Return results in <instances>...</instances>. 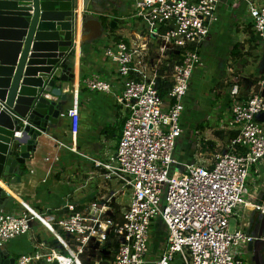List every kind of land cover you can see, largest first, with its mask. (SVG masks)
<instances>
[{
	"label": "built area",
	"instance_id": "2783aa9c",
	"mask_svg": "<svg viewBox=\"0 0 264 264\" xmlns=\"http://www.w3.org/2000/svg\"><path fill=\"white\" fill-rule=\"evenodd\" d=\"M221 1L134 0L132 17L143 24L133 31V40L118 39L109 27L103 33L96 44L104 48L103 58L116 64L119 84L94 70L81 82L91 91L112 95L125 111V123L114 154L105 160L88 158L104 180H116L130 191L129 204L114 218L119 190L82 205L68 198L54 223L27 202L17 211L0 207V247L28 234L35 220L59 245L53 249L38 241L36 250L20 255L16 264H84L82 256L91 244L103 246L110 239L117 242L112 264H148L157 219L168 235L153 264H244L242 249L257 236L232 228L231 220L248 208L264 215V201L252 199L256 189L249 182L253 169L264 162V68L248 88L238 77L226 82L229 124L236 133L226 150L188 163L175 156L186 133L184 98L194 73L204 68L201 46L220 20ZM236 1L247 7L255 43L264 50V3ZM162 69L171 71L166 97L160 93V81L166 79ZM66 115L76 135L78 90ZM179 164L182 170L177 172Z\"/></svg>",
	"mask_w": 264,
	"mask_h": 264
},
{
	"label": "crops",
	"instance_id": "0c3cea01",
	"mask_svg": "<svg viewBox=\"0 0 264 264\" xmlns=\"http://www.w3.org/2000/svg\"><path fill=\"white\" fill-rule=\"evenodd\" d=\"M252 1L256 4L264 3V0ZM231 3L232 0L221 1L220 20L213 27L205 42L211 41L217 32L220 33L223 30V33L218 39L217 50L222 54L221 56L225 57V60H228V64L232 65L234 70L233 78L238 77L244 83L245 87L248 88L255 82L264 68V50L255 43V36L246 17H244L246 22L242 27L240 24L233 25V21H237L242 15L247 14V7L242 3L235 12V10L229 9V7L232 8ZM133 4L134 0L128 1V4H125L122 11H118L115 7L114 16H111L109 13H97L94 11L95 13L92 14L90 12L88 18L90 20L98 19L102 23L103 33L108 30L106 21L111 22L112 20H116L117 25L115 27L116 29L112 28L113 33L118 39H124L129 43L133 40V31L140 29L134 23L130 22L131 18L134 19L132 17ZM127 10L131 12L130 15L126 13ZM105 26L106 28L104 29ZM96 27L97 25L92 23L89 25V29H92V32L97 34ZM226 30H228L229 35L222 36ZM246 31L251 35L252 45L249 44V46L244 48L242 45L244 41L240 38L243 37L242 35ZM221 36L222 38L226 37L228 42L221 45ZM100 39L101 36L94 40V43L92 42L93 44L88 43L86 40L82 46L80 44L79 46L76 45V55L71 57L74 80L70 84L66 98L64 100L59 99L57 102V106L61 110L59 123L57 125H51L47 133L38 138L35 151L31 153L30 158L24 164L20 165V169L23 172L20 180L10 185H7L5 181H0V185L8 193V198L3 208L9 209L10 211H17L21 209V202H27L30 206L44 214L48 221L54 223L65 212L63 205L68 198L82 205L119 190L116 186L121 185L116 180L109 182L104 180L100 170L94 168L92 161L88 158L92 157L105 160L109 155L115 153L118 144H116L115 148L111 147V140L116 139L114 136L111 137L106 129L110 126L115 127L117 120L125 117V111L117 105L112 95L110 97V95L104 93L91 91L81 82L83 75L86 76L91 70H94L100 73L102 77L111 79L116 86L119 84L116 64L112 60H105L103 58V52L101 55L95 54L96 48L94 47ZM235 45H238L240 50L243 49V51L241 50L242 55L239 58L231 56V51ZM259 59L260 62L258 61ZM258 62L260 63L259 67L254 69L253 74H248L249 76L245 77V74L242 73L244 66L248 63L257 64ZM199 69L200 74H203L202 70L204 68ZM170 72L169 69L166 72L162 69V73L165 74L166 79L171 82ZM197 72L198 69L193 75L194 81L198 80L199 75ZM75 90H78L79 94L81 118L80 129L76 135H73L71 132V121L66 115V112L72 106ZM225 96L228 97L227 87ZM185 102L188 110L193 102L192 91L186 97ZM227 104L228 101L224 102L222 108L218 111L216 121L220 124H215L217 127L213 129H217L218 132L227 133L226 137H228V142L223 143L224 149H219L220 137L215 136V138H209L205 136L209 133L210 129H207V126L211 125V123L208 122L205 124V118L199 113L195 119L197 122L196 125H190L192 126V132H188V137H186L185 133L183 135L184 137L178 140L177 148L180 147L178 144H182L181 148L183 150L180 154L176 152V158L179 161L183 163L195 162L201 157L204 159L207 158L212 151L226 150L229 141L235 134V130L228 123L231 122V113ZM187 110L182 120L184 126H186L187 114L190 113ZM60 143L65 146H60ZM56 155H59V161L53 162L46 160L47 157L53 160ZM249 182L250 186L256 189V198L253 195L252 199L259 201L264 195V162L258 164L253 169ZM3 184L8 187V190ZM114 204L116 211L120 212L123 209L117 202ZM239 216L240 219L236 220V228L241 227L250 234L258 235L261 230L260 222L263 215L253 208H248L239 213L235 219L239 218ZM167 235L168 231L166 226L160 219H157L152 232L150 251L147 256L148 264H153V261L162 253ZM22 237L23 239L19 242L13 241L15 239H21ZM15 239L9 241L5 246L9 250L11 257H16V259L22 254L33 253L37 248L38 241L46 243L48 248L57 249L59 247L55 235L37 220L32 222V228L28 234ZM88 250H91V247ZM242 250L244 255L246 253V246ZM91 259L94 260L91 264H102L103 261L104 264H112L113 262L112 260L109 262L105 257H101L98 261H96V258Z\"/></svg>",
	"mask_w": 264,
	"mask_h": 264
},
{
	"label": "water",
	"instance_id": "95a60500",
	"mask_svg": "<svg viewBox=\"0 0 264 264\" xmlns=\"http://www.w3.org/2000/svg\"><path fill=\"white\" fill-rule=\"evenodd\" d=\"M125 1L82 0L79 18V0H0V181L20 180V165L35 151L38 138L59 123L57 102L74 80L71 57L79 30L80 46L103 35L102 23L90 20L89 10L114 16V6L122 11ZM116 25L112 20L111 28ZM7 198L0 185V207ZM260 226L257 239L246 245L256 264H264V215ZM0 264H16L6 246L0 247Z\"/></svg>",
	"mask_w": 264,
	"mask_h": 264
},
{
	"label": "rangeland",
	"instance_id": "374dc122",
	"mask_svg": "<svg viewBox=\"0 0 264 264\" xmlns=\"http://www.w3.org/2000/svg\"><path fill=\"white\" fill-rule=\"evenodd\" d=\"M241 4L242 3L239 1L232 2L231 3L232 8L229 7V9L235 10L236 12V10L241 6ZM126 13L128 15L131 14L129 10H127ZM244 17H246V20H248V17L245 14V15H242L240 18H238L237 21H233V25L235 26V25L240 24L242 27L243 24L246 22L244 20ZM130 22L134 23L136 27H139V28H141V24H143V22L139 20L138 18H134V19L131 18ZM105 28L106 26L104 27V29ZM222 33H223V30L220 33L217 32V34H215L212 37V40L205 42L201 48V55L203 56V63H204L203 65L204 69L202 70L203 74H200V69H198V72H197L199 75L198 80L194 81V78L192 79L191 87H190L188 94L192 91V101L193 102L191 104V107L188 109L190 113L187 114V121H186V126H185L186 137H188L187 135L188 132H192V126L190 125L191 124L196 125L197 122L195 119L197 115L201 113L203 118H205L204 119L205 124H207L208 122L211 123V125L207 126V129L209 128L211 131L209 130V133L205 136H208L209 138H215V136L218 138L220 137L221 141H220L219 149H224L223 143L225 144L226 142H228V137H226L227 133L218 132L217 129L216 130H213V129L214 127H217L215 124L217 125L220 124L218 121H216V116L218 114V111L222 108L223 103L226 101V96H225L226 81L231 80L234 77V70L232 68V65L228 64V60L227 59L225 60L224 59L225 57L221 56L222 54H220L217 50L218 42H219L218 39ZM104 34L107 35V32H105ZM227 34L229 35L228 30H226V32L222 36L227 35ZM222 36L220 38H222ZM242 36L243 37H241L240 39L244 41V43H242L244 48L249 46V44L252 45L251 35L248 31L244 32V35ZM226 42H228V40L226 37H224L222 38L220 43L222 45V44H225ZM94 48H96L95 54L97 55H101L104 50V48L101 47L100 44H96ZM241 50L243 51V49ZM248 59H249V56H248ZM258 61L260 62V59ZM259 62L257 64L248 63L246 64V66H244L242 73L245 74V77L249 76L248 74H253L254 69L259 67V64H260ZM218 85H219V88H218ZM188 94L185 96L184 102L186 101V97L188 96ZM185 106H186V102H185ZM186 110H187V106L185 107L184 114ZM182 120H183V117H182ZM116 132H119L118 127H116ZM116 144H117L116 140L112 139L111 147L115 148ZM178 145L180 147L177 148L176 152L180 154L183 152L181 148L182 144H178ZM181 170L182 168H178L177 166V172H180ZM116 187L117 189H119L118 195L116 197V202L118 205H120V207L125 208V206L129 204L130 191L128 189L122 188L119 185H117ZM237 219H240V216L239 218L231 220L232 228L236 227ZM58 229L60 230L61 233H63L60 228ZM22 239L23 237L21 239H15L13 241L19 242ZM102 245L103 246L99 245V243L98 244L94 243L90 245L91 250H88V253H86L85 256H82V258L85 261V264H91V262H94V260L91 258H96V261L101 259V256L98 253H96L95 250H98V248L105 249L104 246L106 245L105 244H102ZM111 260L113 261V259H108L109 262ZM102 264H104V261ZM175 264H179V260H176Z\"/></svg>",
	"mask_w": 264,
	"mask_h": 264
},
{
	"label": "trees",
	"instance_id": "16d2710c",
	"mask_svg": "<svg viewBox=\"0 0 264 264\" xmlns=\"http://www.w3.org/2000/svg\"><path fill=\"white\" fill-rule=\"evenodd\" d=\"M106 22H107V26L111 30H113L111 28V22H108V20ZM171 54L175 58H178V55L176 53L172 52ZM241 55H242V52H241L239 46L235 45L234 48L231 51V56L234 57V58H239V56H241ZM160 73H162V70L160 71ZM170 85H171V82L169 80H167V79H164V80L160 81V93H161V95L163 97H166ZM124 123H125V117L118 119L117 122H116V126L115 127L114 126H110V127H108V129H106V131L109 132V135H111V137H113V136L115 137V139L117 140V144L119 142ZM116 127H118V131L119 132L115 131ZM235 135H236V133L233 135V137ZM175 156H176V151H175ZM259 201L260 202L264 201V195L259 199ZM119 215H120V213L117 211V212H115L112 215V217L116 218ZM112 240L113 239H110V241L106 244V246H104V248L106 250L103 249V248H100V249L98 248V250H95V252L98 253L101 257H105L106 259H114V254H115V251L117 250V242L114 243V242H112ZM86 253H88V251ZM86 253L83 256H85ZM82 261H83V263L85 262L83 258H82Z\"/></svg>",
	"mask_w": 264,
	"mask_h": 264
},
{
	"label": "flooded vegetation",
	"instance_id": "af4514ba",
	"mask_svg": "<svg viewBox=\"0 0 264 264\" xmlns=\"http://www.w3.org/2000/svg\"><path fill=\"white\" fill-rule=\"evenodd\" d=\"M128 1H130V0H126L125 1V4L127 3L128 4ZM113 3H111V5H112ZM111 5H109V6H111ZM106 9H107V7H105ZM114 8H115V6H114ZM92 14V13H91ZM97 14V13H96ZM89 16H90V14H89ZM243 260H244V264H256V261L254 260V257H253V254H251V253H245L244 255H243ZM260 264H263V263H261L260 262Z\"/></svg>",
	"mask_w": 264,
	"mask_h": 264
},
{
	"label": "bare ground",
	"instance_id": "6f19581e",
	"mask_svg": "<svg viewBox=\"0 0 264 264\" xmlns=\"http://www.w3.org/2000/svg\"><path fill=\"white\" fill-rule=\"evenodd\" d=\"M79 2H80V8H79V13H80L79 18H80L81 17V10H82V3H81L82 0H79ZM76 41H77V45L79 46V44H80V30H79V33H78V36H77V40ZM4 186L8 190V187L6 185H4Z\"/></svg>",
	"mask_w": 264,
	"mask_h": 264
},
{
	"label": "clouds",
	"instance_id": "9594fccd",
	"mask_svg": "<svg viewBox=\"0 0 264 264\" xmlns=\"http://www.w3.org/2000/svg\"><path fill=\"white\" fill-rule=\"evenodd\" d=\"M90 12H91V13H95L93 10H89V12H88V13L90 14ZM97 13H103V12H97ZM104 13H106V14H107V12H104ZM99 15H101V14H99Z\"/></svg>",
	"mask_w": 264,
	"mask_h": 264
}]
</instances>
